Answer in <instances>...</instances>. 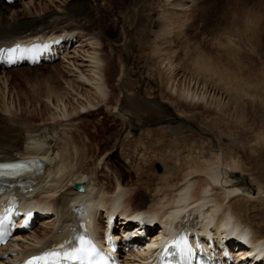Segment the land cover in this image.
Listing matches in <instances>:
<instances>
[{"label":"rangeland","instance_id":"374dc122","mask_svg":"<svg viewBox=\"0 0 264 264\" xmlns=\"http://www.w3.org/2000/svg\"><path fill=\"white\" fill-rule=\"evenodd\" d=\"M137 1L144 5L135 10ZM99 2L111 4L93 14L102 25L112 24L109 36H100L101 54L111 62L105 70L108 95L69 82L58 58L5 69L14 91L6 95L1 86L0 105L13 104L32 123L61 118L64 103L81 111L80 132L90 137L83 168L109 194L118 182L131 191V208H147L186 170L213 159L214 147L242 162L264 190V0H207L203 12L191 0ZM87 98L95 106H81ZM121 105L138 125L114 112ZM244 205L240 214L264 226V199ZM41 223L34 227L39 233L51 230Z\"/></svg>","mask_w":264,"mask_h":264},{"label":"bare ground","instance_id":"6f19581e","mask_svg":"<svg viewBox=\"0 0 264 264\" xmlns=\"http://www.w3.org/2000/svg\"><path fill=\"white\" fill-rule=\"evenodd\" d=\"M42 3L41 0H15L11 5L0 0V45L9 44L16 37L29 38L26 41L37 36L50 37L54 42L60 40L61 44L56 48L59 49L62 46L65 48L60 58L62 69L70 78L69 82L73 80L87 91L93 90L101 97H106L108 90L105 70H109L111 62L101 54L103 41L100 36L102 34L109 36L112 24L104 21L102 25L93 14L106 10V7H110L111 4L107 2L102 4L99 0H45L44 5ZM140 3V1L135 2L133 8L135 10L141 8L144 4ZM191 3L203 12L207 0H191ZM163 24L164 27L168 26ZM119 37L115 41L119 46L126 48L127 43L119 40ZM123 66L122 63L121 74L124 71ZM2 68H5L4 64ZM6 73L5 69L0 70V87L2 86L7 95L14 88L10 87L12 85L9 86L10 78ZM4 93L2 95H5ZM10 93L12 96V92ZM193 95V99L199 97L197 94ZM80 97L83 96L80 95ZM184 97L188 99L191 93L188 91ZM87 100V103L81 106L89 109L87 105L93 106L94 102L92 103L88 98ZM67 106L64 103L63 115L59 119L32 123L20 116L18 108L13 107V104L0 105V160L10 161L19 158L45 160L47 173L37 178L35 172L32 173L36 183L32 185L33 189L28 196L38 200L35 205L41 206L38 210L45 215L40 225L51 228L49 232L42 234L35 228L33 231L16 235L7 246L1 248L0 264H15L20 254L27 256L39 251L42 247L60 243L76 218L85 213V207L100 211L99 215L96 212L94 223L96 232L98 231L101 237H104L105 229L108 227L102 210L117 205L121 212L145 211L164 217L159 230L169 221L174 212H177L174 218L178 221L180 213L188 210L194 220L200 212L205 213L207 219L216 220V230L220 224L232 228L237 223L238 227H248L254 239L264 238L263 224L253 223L247 214H240L245 207L244 204L263 201L264 190L255 186L242 168L243 163L236 158L233 159V156L231 157L222 148L214 147L213 159L203 156L204 161L200 160L201 163L188 167L189 169L184 172L179 182H171L170 186H164L169 189L166 190L168 193L160 192L164 194L162 196L157 194L147 208L139 209V205H136L138 209L134 207L133 209L130 207L131 201L127 195L131 191L128 193V190L118 182V189L113 192L114 194H109L98 179L92 176L91 170L83 168L82 165L86 164L89 155L90 137L80 132L85 126L77 118V114L81 111L73 112ZM122 108L121 105L114 112L123 119H128L132 124L138 125L135 117L132 115L127 117ZM182 121L178 118L173 120V122ZM76 183H83L85 190H76L74 188ZM141 199L144 200L142 197ZM86 217L85 214L84 218ZM215 237H218L217 231H215ZM125 257L127 260L134 258L131 260L132 264H140L135 261L139 260L138 257L145 260L146 254L130 251Z\"/></svg>","mask_w":264,"mask_h":264},{"label":"snow or ice","instance_id":"6c2138e0","mask_svg":"<svg viewBox=\"0 0 264 264\" xmlns=\"http://www.w3.org/2000/svg\"><path fill=\"white\" fill-rule=\"evenodd\" d=\"M17 48H19V45H17ZM18 165L15 164H0V176H7L11 175L15 172V170L18 168ZM0 223H3V221H0ZM80 244L81 247L79 251H86L85 245H89L90 241L85 240L84 237H80ZM52 255H58V253H53ZM46 257H40V259H45Z\"/></svg>","mask_w":264,"mask_h":264},{"label":"water","instance_id":"95a60500","mask_svg":"<svg viewBox=\"0 0 264 264\" xmlns=\"http://www.w3.org/2000/svg\"><path fill=\"white\" fill-rule=\"evenodd\" d=\"M76 187L83 190V185L82 184H76Z\"/></svg>","mask_w":264,"mask_h":264}]
</instances>
